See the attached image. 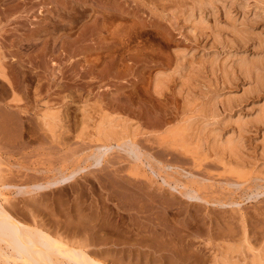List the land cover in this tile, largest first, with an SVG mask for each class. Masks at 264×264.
Masks as SVG:
<instances>
[{"label": "rangeland", "instance_id": "374dc122", "mask_svg": "<svg viewBox=\"0 0 264 264\" xmlns=\"http://www.w3.org/2000/svg\"><path fill=\"white\" fill-rule=\"evenodd\" d=\"M0 55V204L22 229L103 264H222L232 245L264 264V70L236 63L264 62V0H0ZM103 111L138 126L133 144L105 151ZM183 115L187 139L203 130L195 154L156 135ZM0 264L26 263L0 241Z\"/></svg>", "mask_w": 264, "mask_h": 264}, {"label": "bare ground", "instance_id": "6f19581e", "mask_svg": "<svg viewBox=\"0 0 264 264\" xmlns=\"http://www.w3.org/2000/svg\"><path fill=\"white\" fill-rule=\"evenodd\" d=\"M215 2H216V0H215ZM221 2H223V1H221ZM223 4L225 5V3H223ZM224 5L222 7V10H224V8H225ZM200 6H202V5L200 4ZM198 11H199V9H198ZM225 11H226V15H227L228 11L227 10H225ZM223 14H225V13L223 12ZM195 16H197V15H195ZM199 17H200V15L197 18H199ZM199 19H197L198 22H196L195 24L198 25V23L200 21L201 22L204 21V20H201L202 18L200 20ZM199 25H201V24H199ZM202 26H203V23H202ZM190 27H192V26H190ZM262 57H264V56H262ZM241 58H240V60H242ZM240 60L238 59L239 62L238 61L236 62V63H238L237 64L238 70L240 72H247V74L249 76L252 75L251 74L252 68L256 67L255 68L256 72L258 71L257 69L264 70V62L260 61V63H259V59H257L258 65H256L257 64L256 63L255 64L256 66H254V67L251 64V63H253V62H251V60H250V63L247 61L245 62L244 59L242 61H240ZM262 60H264V59L262 58ZM228 66H227V68H225L226 74L229 73ZM230 67H231V65L229 66V68ZM231 73L233 74V72H231ZM262 74H259L258 72L255 73V75H256L255 80H257L256 81L257 83L258 82L260 83L262 80L264 81V79H263L264 75L262 76ZM0 77L2 79H4L9 84L8 76L5 73V67L3 65V60L1 57H0ZM168 79H169V75H167L166 73L157 72V74H155V77L153 79V84H152L153 92L155 94L159 95L161 93L162 87L164 86L165 82ZM11 100L12 101H18V95L16 93H13V95L11 96ZM263 107H260L259 111H257L258 112L257 114L255 113L257 116L256 119L258 120V122L256 120V123H259V122L264 123V108ZM185 115H183L182 117H184ZM40 117H41V120H42L44 126L49 130H52L53 126L59 120L57 111L54 109H50V108H45V110H43ZM189 119H190L189 117H186L185 119H181L180 122L166 127L163 131L157 132L156 135L164 143L169 144V146H171V147L179 149L185 153L195 154L197 152V150L200 148V145H201L200 142L203 143V141H200V135H201V132H203V130L202 131L200 130L199 133H195V134H198L194 137L195 140H194V138H193V140L187 139L186 136H187V134H188L187 132L189 130L188 126L192 122V121H190V123H188ZM237 120H239L236 122H237V127H238L237 129H238V132L240 134L243 124H242V122H240V118H237ZM129 123H128V120L125 119V117L116 115L115 113L110 114L107 111H103L99 115V118L97 119L95 125L93 126V136L102 143V146L105 149V151L119 147L123 144H127V143L133 144L131 137L136 134L138 126L137 125L135 127L133 126V128L130 129ZM202 128L205 129V127H202ZM211 132H209V133L212 136V147L215 148L216 153L218 152L222 156L224 154L228 153L230 156H232L234 158V160L238 166L244 165L242 163V159H245V158H241V157H243V156L246 157V156L244 153H243L244 155L242 154V151L240 149L241 145L238 144V142H239L238 138H236V139L233 138L235 135L232 137V135H233V133H232V135L230 134L231 136L226 135L227 137L225 139H223L224 141L223 140L221 141V140H218L219 138L217 139V134H218V133L216 134L217 131L216 132L214 131L215 134H214V132H212V133ZM239 134H237L238 135L237 137H239ZM240 136H241V134H240ZM203 137H202V139H203ZM218 137H220V136L218 135ZM240 142H242V141H240ZM204 145H205V143H204ZM133 172H134V170H133ZM135 174H137V173H135ZM21 225L22 224H20L16 220L12 219V217L9 216L3 210V208L0 204V241H1V243H2V241H4V244H7L9 247H11V250L13 252H15L18 255V257L20 258V260L26 264H59L57 262L58 259H56L57 261H55L56 257L54 258V256H60L62 258L71 260L74 264H103V262L96 260L95 258L90 256L84 250L76 249L75 247H73L70 244H69L70 246L68 244L66 245V244H64L65 242L63 243V241H60V240L57 241V240H55L56 238L54 239L53 237L49 236L48 234H47V236H45V238L43 237L44 235H42V237L38 236V235H33L34 233L31 232L30 230L22 229ZM226 248H227V246H226ZM242 251L243 250H242L240 245H232V246L228 247L226 249V252H224L225 257L221 260L223 262L222 264H241L242 262L238 263L237 260L236 259L234 260L233 258L235 256H237L236 254L240 255L242 253ZM233 255H235V256L233 257ZM11 257L12 256H10L8 258H11ZM15 260H17V259L15 258ZM262 260L264 262V252L262 254ZM221 261H220V263H221ZM60 264H62V263H60ZM260 264H262V263H260Z\"/></svg>", "mask_w": 264, "mask_h": 264}, {"label": "crops", "instance_id": "0c3cea01", "mask_svg": "<svg viewBox=\"0 0 264 264\" xmlns=\"http://www.w3.org/2000/svg\"><path fill=\"white\" fill-rule=\"evenodd\" d=\"M1 56V55H0ZM2 58V57H1ZM3 59V58H2ZM3 65H4V63H3ZM4 67H5V65H4ZM5 73H6V75H7V70H6V68H5ZM1 78V77H0ZM2 79V78H1ZM17 94V93H16ZM18 95V94H17ZM51 109V108H50ZM55 110V109H54ZM57 111V110H56ZM58 119H59V116H58Z\"/></svg>", "mask_w": 264, "mask_h": 264}]
</instances>
